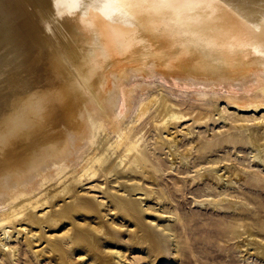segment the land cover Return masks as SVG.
I'll return each instance as SVG.
<instances>
[{
  "label": "bare ground",
  "instance_id": "1",
  "mask_svg": "<svg viewBox=\"0 0 264 264\" xmlns=\"http://www.w3.org/2000/svg\"><path fill=\"white\" fill-rule=\"evenodd\" d=\"M154 2L0 0V204L14 205L10 213L0 214L5 236L13 233L8 225L27 218L31 228L25 230L41 232L30 234L31 242L28 241L38 247L43 245L47 229L60 226V217L78 223L84 213L99 219L93 224H81L87 241L79 240L70 231L51 234L54 240H46L39 253L56 248L69 262L72 255L83 253L95 264H109L114 259L119 263L121 250L106 249L104 242L114 243L117 248L125 246L129 251L149 241V235L134 229L125 239L107 225L108 220L102 219L90 198L79 197L76 202L60 206L59 216L46 211L37 217L35 212L49 203L41 197L46 186L59 182L63 185L59 193L64 196L81 182L83 175L75 174L72 168L98 143L99 131L104 127L118 134L117 149L132 155L134 165L148 174L138 141L121 133L115 121L120 99L127 101L130 97L125 81L133 77H171L218 89L238 87L264 75V0H195L207 7L198 10L201 22L189 29L166 27L170 13L159 16L137 8L130 15L122 7L134 4L146 8ZM105 3L120 6V10L104 12ZM153 100L141 105V115ZM251 101L238 100V104L253 103L264 108V98ZM183 117L164 103L155 124L167 127ZM253 142L260 153L263 146ZM171 143L175 148L176 137ZM100 144V156L84 158L83 170L94 176L95 163H109L108 172L122 177L123 161L112 163V146ZM219 177L227 181L230 176ZM240 177L236 173L235 178ZM118 186L131 198L145 193L139 183L119 181ZM52 196L55 201L59 195ZM144 201L131 199L143 217L146 214L140 207ZM151 225L154 241L148 244L147 263L174 264L168 227ZM235 234L237 230L232 227L231 235ZM96 252L107 255L103 259L99 256L102 260L98 261ZM258 253L264 256V249Z\"/></svg>",
  "mask_w": 264,
  "mask_h": 264
},
{
  "label": "rangeland",
  "instance_id": "2",
  "mask_svg": "<svg viewBox=\"0 0 264 264\" xmlns=\"http://www.w3.org/2000/svg\"><path fill=\"white\" fill-rule=\"evenodd\" d=\"M125 82L130 97L127 101L119 100L115 121L121 133L126 132L138 141L148 174L144 175L134 165L132 155L117 149L118 134L104 127L99 131L98 143L72 168L75 174L83 175L81 182L72 188L71 194L64 196L59 193L63 189L59 182L46 186L41 197L49 203L35 215L51 211L59 216L60 206L76 202L79 197L90 198L97 204L102 219L108 220L107 225L125 239L134 229L149 235V241L130 247L129 251L125 246L117 248L113 247L114 243L104 242L106 249L121 250L123 254L119 263L114 259L109 264H149L146 252L150 248L148 244L154 241L149 231L151 223L168 227L175 251L174 264H264V256L258 253L264 249V108L253 103L238 104V100L251 103L252 98H264V75L238 87L218 89L198 87L199 84L171 77L145 80L133 77ZM152 99L141 115V105ZM164 103L184 119L173 120L167 127L156 125ZM173 136L176 149L171 145ZM253 141L263 146L258 154ZM101 142L112 146V163L123 161L122 177L108 172L109 163L103 166L95 163L94 176L83 170L84 158L100 156ZM236 173L241 177L235 178ZM221 175L230 177L225 181ZM119 181L139 183L145 193L131 198L118 190ZM52 195L59 196L54 201ZM138 198L145 200L140 207L145 217L138 215L139 209L131 203V199ZM13 206L0 204V214L10 213ZM59 219L60 226L47 229L43 245L38 247H32L28 241L30 234L41 235V232L34 229L28 233L25 228L31 226L27 218L8 225L7 229L13 231L11 237L5 236L6 229L0 226V264H95L83 253L72 255V262L56 248L50 253H39L46 240H54L51 234L70 231L79 240L87 241L81 224L99 221L84 213L78 217V223ZM232 227L237 234L231 235ZM105 255L95 254L98 261Z\"/></svg>",
  "mask_w": 264,
  "mask_h": 264
},
{
  "label": "clouds",
  "instance_id": "3",
  "mask_svg": "<svg viewBox=\"0 0 264 264\" xmlns=\"http://www.w3.org/2000/svg\"><path fill=\"white\" fill-rule=\"evenodd\" d=\"M122 7L130 15L134 14V10L137 8H142L143 11L159 16L170 13L171 18L165 24L166 27L189 29L201 22V18L197 15V12L201 8H206L207 5L195 2V0H156V2L146 8L134 4H124ZM102 10L104 12L119 11L120 6L113 3H105L102 6Z\"/></svg>",
  "mask_w": 264,
  "mask_h": 264
}]
</instances>
